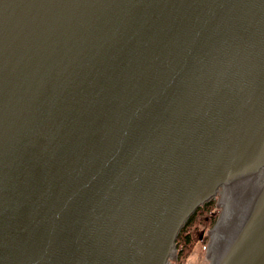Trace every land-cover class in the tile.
Segmentation results:
<instances>
[{
    "label": "water",
    "instance_id": "95a60500",
    "mask_svg": "<svg viewBox=\"0 0 264 264\" xmlns=\"http://www.w3.org/2000/svg\"><path fill=\"white\" fill-rule=\"evenodd\" d=\"M217 195L264 264V0H0V264H176Z\"/></svg>",
    "mask_w": 264,
    "mask_h": 264
},
{
    "label": "rangeland",
    "instance_id": "374dc122",
    "mask_svg": "<svg viewBox=\"0 0 264 264\" xmlns=\"http://www.w3.org/2000/svg\"><path fill=\"white\" fill-rule=\"evenodd\" d=\"M219 200H220L219 195H217L216 197L213 198V201H214L213 208L210 211H208V213H207V216H208L207 219H209V217L212 216V214L214 215V212L217 213V216L216 215L214 216L216 219L215 223L218 222L219 217L223 211V205H218ZM200 216H202V215H200ZM203 217H205V215L202 216L201 218L198 217L197 221L195 222V225H193L197 229L196 233L199 234V233L203 232V234L200 235V240H199V236L198 235L196 236L194 243L192 244V246L190 248V250H191L190 253L183 255V252L185 249L181 253L180 244H178L176 246L177 251H178L176 264H208V262H209L208 250H209V245H210V243L212 241V237H213V233H211L210 230L212 228H214L216 224L214 223V225L208 226L207 225L208 222L202 220V219H204ZM208 221H210V220H208Z\"/></svg>",
    "mask_w": 264,
    "mask_h": 264
},
{
    "label": "trees",
    "instance_id": "16d2710c",
    "mask_svg": "<svg viewBox=\"0 0 264 264\" xmlns=\"http://www.w3.org/2000/svg\"><path fill=\"white\" fill-rule=\"evenodd\" d=\"M213 204L214 201L213 199L210 200L209 202H207L204 206L200 207L195 214H193L187 221L186 225L181 229L178 238H177V245L180 244V251L181 253L183 252L184 254L190 253V248L192 246V244L194 243V240L196 238V236H199V240H200V235L203 234V232L201 233H196L197 229L196 227H194L193 225H195V222L197 221V218H201L202 216L205 215V217H203L204 219H202L203 221L208 222L207 225L208 226H212L214 225L216 219H215V215L217 216V213L214 212V215L212 214V216L209 217V219H207V213L208 211H210L213 208ZM202 215V216H200ZM210 220V221H208ZM198 240V241H199ZM183 248V249H182Z\"/></svg>",
    "mask_w": 264,
    "mask_h": 264
},
{
    "label": "flooded vegetation",
    "instance_id": "af4514ba",
    "mask_svg": "<svg viewBox=\"0 0 264 264\" xmlns=\"http://www.w3.org/2000/svg\"><path fill=\"white\" fill-rule=\"evenodd\" d=\"M246 184H251V185L250 186H244ZM244 185L242 186L241 190L237 191L238 194H241L242 192H248V193L255 192L258 189V187L260 185V182L259 181L257 182L255 180H251V181L245 183ZM224 193L227 194V197H231V195L234 194V192L231 191V190L222 189V194H224ZM236 206L237 205H234V206L231 205V208L235 209ZM226 235H227V233H225V228H224L223 229V234H221L220 238L221 239L226 238Z\"/></svg>",
    "mask_w": 264,
    "mask_h": 264
}]
</instances>
